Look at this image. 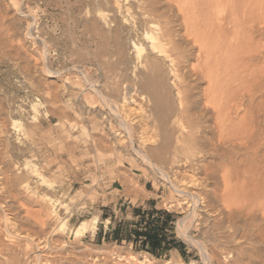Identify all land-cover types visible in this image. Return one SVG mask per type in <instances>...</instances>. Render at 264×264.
<instances>
[{
  "label": "rangeland",
  "instance_id": "obj_1",
  "mask_svg": "<svg viewBox=\"0 0 264 264\" xmlns=\"http://www.w3.org/2000/svg\"><path fill=\"white\" fill-rule=\"evenodd\" d=\"M96 1L0 0V217L4 219L0 218V232H5L7 219L10 232L17 236L2 235L0 264H131V259L136 264H230L234 258L230 250L221 247L216 255L212 251L214 237L208 227L213 220L201 209L193 213L158 172L130 151L120 123L133 128L138 150L155 146L151 104L137 93H132L134 103L129 104L125 73L113 74V61L106 53L109 28L102 29L104 40L95 32ZM14 120L21 122L16 130ZM161 165L174 185L188 182L189 174ZM120 177L125 178L122 184L130 196L151 198L145 211L155 206L176 216L174 235L185 246L184 257L172 250L156 258L132 244L98 242L88 235L74 239L81 221L87 223L86 232H109L120 223L124 234L129 231L132 220L126 217L131 216V205L111 203L116 196L110 192L121 187L114 183ZM8 180L18 182L19 190L13 187L11 195L4 194ZM99 216L100 221L116 217V223L96 225ZM186 216L187 233L206 247L209 260L178 233L177 222ZM62 220L68 224L65 233L58 232ZM20 234L38 243L46 240L47 248L30 245Z\"/></svg>",
  "mask_w": 264,
  "mask_h": 264
},
{
  "label": "bare ground",
  "instance_id": "obj_2",
  "mask_svg": "<svg viewBox=\"0 0 264 264\" xmlns=\"http://www.w3.org/2000/svg\"><path fill=\"white\" fill-rule=\"evenodd\" d=\"M97 1L95 32L102 37L103 27L109 28L106 53L113 74L125 73L129 104L132 93L151 104L155 146L138 150L133 128L120 123L130 151L158 172L193 213L201 209L213 220L208 230L215 255L226 248L234 254L230 264H264V0ZM20 124L14 120L12 128ZM161 164L189 174L188 182L174 185ZM14 181L5 182L4 194L18 186ZM188 219L178 220L177 231L207 260L206 247L187 233ZM6 222L2 230L14 235ZM58 227L65 233L67 220ZM86 230L84 223L73 231L74 239L79 241ZM20 238L39 249L47 246L43 239Z\"/></svg>",
  "mask_w": 264,
  "mask_h": 264
},
{
  "label": "trees",
  "instance_id": "obj_3",
  "mask_svg": "<svg viewBox=\"0 0 264 264\" xmlns=\"http://www.w3.org/2000/svg\"><path fill=\"white\" fill-rule=\"evenodd\" d=\"M136 222L129 233L124 234L122 224H117L106 233L105 240L115 243L132 244L136 250L148 253L156 258L166 257L170 251L177 250L184 257L185 246L176 240L174 224L176 216L158 210L155 206L145 211L136 209L134 212ZM102 241V234L100 240Z\"/></svg>",
  "mask_w": 264,
  "mask_h": 264
},
{
  "label": "crops",
  "instance_id": "obj_4",
  "mask_svg": "<svg viewBox=\"0 0 264 264\" xmlns=\"http://www.w3.org/2000/svg\"><path fill=\"white\" fill-rule=\"evenodd\" d=\"M124 179L125 178H118L117 180H115L114 181V183H120V185H121V187L120 188H115V189H112L111 190V194L112 195H115L116 196V198H114V199H112L111 200V203L114 205V206H117V205H125V204H127V205H131V207H132V210H131V216H127L126 217V219L128 220V221H131L132 220V222H131V225H130V229H129V231L131 230V228H133V224L136 222V219H135V217H134V212H135V210L136 209H145V205H147L148 203H150L152 200H151V198H148V199H145V198H142L141 196H138V197H135V198H133L132 196H130L127 192H125V187L123 186V181H124ZM117 195H119V197H117ZM122 202V203H121ZM143 207V208H142ZM129 208V207H128ZM156 208V207H155ZM157 209V208H156ZM73 219V216H71L70 218H69V224H71V220ZM76 219V218H75ZM103 220L102 221H100V216L98 217V219L97 220H95L93 223L94 224H96V225H98L97 223H102L103 221H106V222H108L109 220H110V223H113V224H115L116 222H115V219H116V217H110V218H102ZM77 220V222H78V219H76ZM96 222V223H95ZM87 224L86 223V221H81L80 222V225L77 227V228H79L81 225H83V224ZM125 225V224H124ZM127 225V224H126ZM114 228V226H112L110 229H109V231L110 230H112ZM124 228V227H123ZM97 229V228H96ZM98 231V230H97ZM129 231L127 232V233H129ZM106 233L107 232H104V233H102V231L99 229V231L98 232H95V231H92V232H86V233H84L81 237H87V235L88 236H90V237H92V240H94L95 238L98 240V242H99V240H100V234H102V241H104L105 240V235H106ZM126 233V234H127ZM80 239H82V238H80ZM101 241V242H102ZM171 252V251H170Z\"/></svg>",
  "mask_w": 264,
  "mask_h": 264
}]
</instances>
